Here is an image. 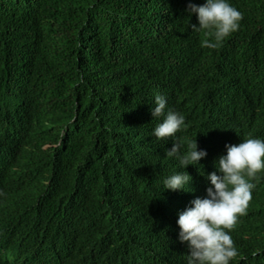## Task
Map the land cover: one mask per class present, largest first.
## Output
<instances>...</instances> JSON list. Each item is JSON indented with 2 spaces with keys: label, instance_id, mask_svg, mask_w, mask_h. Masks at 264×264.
<instances>
[{
  "label": "trees",
  "instance_id": "obj_1",
  "mask_svg": "<svg viewBox=\"0 0 264 264\" xmlns=\"http://www.w3.org/2000/svg\"><path fill=\"white\" fill-rule=\"evenodd\" d=\"M204 2L0 0V147L12 138L36 159L23 156L13 213L0 216L5 248L34 250L28 264H71L74 249L82 264L183 261L173 211L197 193L163 189L183 169L152 136L155 95L192 127L214 120L213 137L197 136L206 149L264 139V0H229L243 19L214 49L186 12ZM210 167L206 156L185 171ZM250 182L230 264H264V170Z\"/></svg>",
  "mask_w": 264,
  "mask_h": 264
},
{
  "label": "clouds",
  "instance_id": "obj_2",
  "mask_svg": "<svg viewBox=\"0 0 264 264\" xmlns=\"http://www.w3.org/2000/svg\"><path fill=\"white\" fill-rule=\"evenodd\" d=\"M186 12L189 17L195 14L198 21L190 25L191 31H203L209 38L202 46L212 49L236 32L243 19V13L229 0H205L202 5L188 3ZM150 112L153 119L160 121L152 129V136L158 140L167 139L166 146L171 149L166 150V155L175 158L183 169L165 177L163 189L175 192L174 197L192 191L190 186L197 193L183 211H173L180 229L178 240L186 243L188 248L183 261L178 259L175 263L230 264L238 255L230 233L238 217L247 213L255 187L250 181H255L257 174L264 170V139L225 140L206 149L197 136L210 138L215 135L216 125L211 129L215 123L213 119L192 127L185 122L183 114L168 106L166 96L161 94L155 95ZM34 152L32 147L21 148L18 141L14 144L12 138L0 147V216L13 213L17 185L26 175L23 156L36 160L33 159ZM206 156L212 159L217 171L210 167L204 177L199 174L191 177L185 169L199 164ZM5 244L0 241L1 264H28L34 257V250L19 253L5 248ZM79 250L86 254V249ZM68 260L71 264H82L76 249L72 250Z\"/></svg>",
  "mask_w": 264,
  "mask_h": 264
}]
</instances>
